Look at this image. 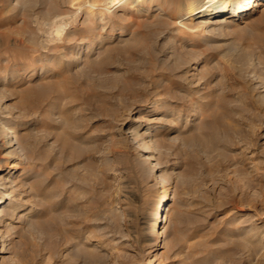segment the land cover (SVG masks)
Returning a JSON list of instances; mask_svg holds the SVG:
<instances>
[{
  "label": "rangeland",
  "instance_id": "rangeland-1",
  "mask_svg": "<svg viewBox=\"0 0 264 264\" xmlns=\"http://www.w3.org/2000/svg\"><path fill=\"white\" fill-rule=\"evenodd\" d=\"M6 1L0 0V73L11 69L9 56L24 66L14 75L24 80L2 87L0 116L16 128L22 165L30 169L27 184L17 179L21 207L36 214L23 225L11 222L16 227L3 235L0 264H148L147 249L155 252L151 264H264L261 12L196 31L150 26L133 14L111 22L122 36L76 60L99 25L75 18L67 40L39 56L25 42L13 44L31 23L28 11H7ZM33 1L34 12H48L52 2L51 13L72 16V0ZM45 58L56 65L40 73L35 64ZM137 119L140 133L154 127L153 142H140L173 197L159 248L146 239L160 188L127 130ZM27 132L35 153L24 162Z\"/></svg>",
  "mask_w": 264,
  "mask_h": 264
},
{
  "label": "bare ground",
  "instance_id": "bare-ground-1",
  "mask_svg": "<svg viewBox=\"0 0 264 264\" xmlns=\"http://www.w3.org/2000/svg\"><path fill=\"white\" fill-rule=\"evenodd\" d=\"M49 4H50L49 5L50 8L47 7V9L50 10L48 12L47 11L44 12L42 10L34 12L33 9L36 6L38 7V4L35 3L33 0H15V2H13L12 0H7L5 2L4 7L5 9H7V11H12V12L20 11L21 15L22 12L24 11L29 12L28 17L31 23L30 25L31 27H26V29L23 28L21 32L18 33V36L20 38L15 39L13 44L15 45V43L17 42V44L23 46L25 42L29 45V47L32 49L33 52H36L40 56L41 52H47L45 51L46 49L44 48H47V50L49 51L50 50L49 47L51 46L54 47L56 43L61 42L64 39L67 40L68 35H70L69 30L73 28V23L75 24L76 21L75 18H80L83 15L82 20L81 21L79 20L81 23H85L86 26L88 27L90 26L92 28H94V25H99L100 29L95 34L94 37H92L89 41H87V43L83 47L80 48L79 52H76V54H79V56H77V59L75 58L76 56L73 57L76 60L82 58H84V60L91 59L90 57L93 54H95L98 50H100L101 45L104 44V42H106L108 38L114 36H119V37L122 36V32L119 30L120 28H117V31L118 30L119 31L116 32V30L114 31V29L110 27L111 22L112 21L118 22L119 20L125 21L128 18H131L133 14L144 16L143 19L144 24L150 26L153 25L160 26L165 22L171 25L172 27H174V29L180 31H186V30L196 31L198 27H208V26L212 27V30H216V29L219 30L227 25L244 20L255 12H261L262 14L261 18L264 19V0H72L73 9L70 8L73 10V12L71 13L72 16L67 18L62 17V13L61 16H57L59 14L56 12L51 13L50 11L54 8L55 3L50 2ZM136 19L139 18L136 17ZM9 41L10 39L9 37H7L6 44H8ZM74 41L76 42V40ZM77 44H79V42ZM39 50L40 52H38ZM235 53H239V51ZM238 56L240 57L241 55ZM2 57H6V54ZM48 59H46L45 63L43 64L36 63L35 68H40V70H42L45 69L44 68L45 65H48L50 67L53 64L56 65L54 61L51 63ZM241 59L243 61H246L245 60L246 56H241ZM7 61L8 62L13 61V62L11 64L12 65L11 69L9 68L10 70L8 69L7 71H3L0 73V81L1 79H3L2 80L3 83H0V95H2L1 93L3 91L2 88L3 86L5 88L6 85H9V83L12 81H14L15 83L16 82L23 83L22 80H24V77L21 79H15L14 77L16 72L24 71V66H18L13 59L9 58V56H7ZM193 69L197 70V67L194 66ZM43 72L44 70H42L40 73ZM260 87L264 88L263 85H261ZM260 96L263 97L264 95L260 94L259 97ZM140 119L134 120L135 124L128 125L127 130L129 131V133H131L130 136L132 137L136 145L138 147H142L141 149L144 151V153L141 154V157L146 163H148L150 168L156 174L154 179L159 185L158 187L160 188V190L158 191L160 192V196L156 204H154L153 208L151 209V213L149 214L150 231L147 234V239H146L148 240L150 245L152 244L155 245L157 248H159L162 247L164 244V236H163L164 231L162 224L164 222V216L167 211V206L169 205L170 201H172L173 197L169 196V187H167V185L165 184V178H163V175L160 174L157 169L158 163L152 162V160L155 159L153 153L150 151V149H148V145H145L142 142L143 140L140 142V140L144 136L148 137L149 144L153 142L151 133L152 130H154V127L147 125L146 128L143 129V131L140 133V127H141L140 122L142 121ZM9 121L7 120L6 116H0V138L1 140H3L0 144V163H3L0 164V258L1 259L4 258L3 254L6 252L7 249L4 244L5 240L2 239L3 235L4 233L7 234L6 232L8 231L9 227L13 229L14 227H16V225L15 226L14 224L12 225L11 222L16 220L18 226L19 224L23 225L30 221L29 216L36 214V210H34V208H27V207L22 208L21 207L22 205L20 204L19 201L20 198L18 196L20 192H18L19 190L18 184L19 182L21 183L22 181L17 179L23 178L24 185L27 184L26 180L27 177H29L30 169L25 165L24 166L22 165L23 164L22 162L23 154L21 153L22 143L17 135L16 128L12 126ZM33 136L34 135H32L31 132H27L24 135V149L28 152V155L23 157L24 162L25 160H31L32 158L29 155L35 153L34 150L35 147L32 141ZM262 138L264 139V135L262 136ZM210 139L211 140L215 139L214 132L210 134ZM23 183L21 185H23ZM45 198L46 200H48L49 197H45ZM263 227L264 225H261L258 228L261 230L263 229ZM110 236H114V234ZM116 244L117 242L113 243V245ZM149 250L147 249V252L143 255V257H145L148 264H151L152 260L148 259V256L153 255L155 252L153 253L152 251L153 254H151Z\"/></svg>",
  "mask_w": 264,
  "mask_h": 264
}]
</instances>
